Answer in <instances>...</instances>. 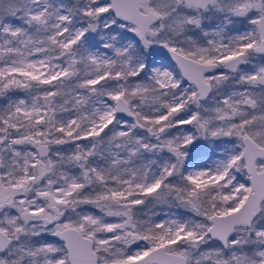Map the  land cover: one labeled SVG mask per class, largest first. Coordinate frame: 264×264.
<instances>
[{
  "label": "snow or ice",
  "instance_id": "snow-or-ice-1",
  "mask_svg": "<svg viewBox=\"0 0 264 264\" xmlns=\"http://www.w3.org/2000/svg\"><path fill=\"white\" fill-rule=\"evenodd\" d=\"M0 264H264V0H0Z\"/></svg>",
  "mask_w": 264,
  "mask_h": 264
}]
</instances>
